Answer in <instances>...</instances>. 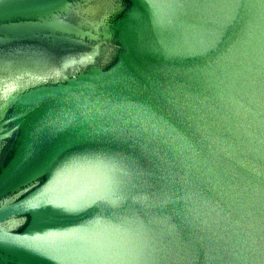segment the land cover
Returning <instances> with one entry per match:
<instances>
[{"label":"water","instance_id":"1","mask_svg":"<svg viewBox=\"0 0 264 264\" xmlns=\"http://www.w3.org/2000/svg\"><path fill=\"white\" fill-rule=\"evenodd\" d=\"M0 264H264V0H0Z\"/></svg>","mask_w":264,"mask_h":264},{"label":"snow or ice","instance_id":"2","mask_svg":"<svg viewBox=\"0 0 264 264\" xmlns=\"http://www.w3.org/2000/svg\"><path fill=\"white\" fill-rule=\"evenodd\" d=\"M119 2H121V3H122V2H123V0H119Z\"/></svg>","mask_w":264,"mask_h":264}]
</instances>
